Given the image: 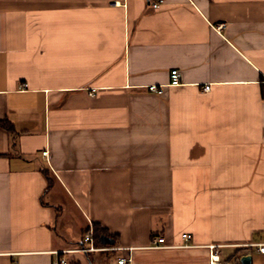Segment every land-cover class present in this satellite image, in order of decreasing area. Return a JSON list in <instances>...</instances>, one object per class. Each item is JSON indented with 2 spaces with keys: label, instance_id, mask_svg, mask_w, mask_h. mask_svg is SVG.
I'll return each mask as SVG.
<instances>
[{
  "label": "crops",
  "instance_id": "1",
  "mask_svg": "<svg viewBox=\"0 0 264 264\" xmlns=\"http://www.w3.org/2000/svg\"><path fill=\"white\" fill-rule=\"evenodd\" d=\"M156 1L0 0V264H264V0Z\"/></svg>",
  "mask_w": 264,
  "mask_h": 264
},
{
  "label": "built area",
  "instance_id": "2",
  "mask_svg": "<svg viewBox=\"0 0 264 264\" xmlns=\"http://www.w3.org/2000/svg\"><path fill=\"white\" fill-rule=\"evenodd\" d=\"M163 3H164V0H158L152 4V8L154 10H157L161 7V5ZM170 84L172 86H179L181 84V74L178 70H172L171 71V82H170ZM210 89H211V87L209 85L204 87V91H209ZM148 90L151 93H155L158 95H161L164 92L162 87L156 86V85L149 86ZM43 154L46 155L47 152H45ZM191 237L192 236L190 234H183L182 235V238L186 242H188L191 239ZM163 242H164V238H161V237L155 238L153 241V245L151 247L152 248H159L160 244H162ZM102 250H105V249H100L99 247L96 246L95 240H94V234L92 231H90L89 233H87L85 235L84 244H82V246H80L79 248H77L75 250L64 251L63 254H72V253L88 254V253L102 251ZM259 252L264 253V243L259 244ZM211 257H212V259H211L210 264H219V257L217 255V253ZM130 261H131L130 259L123 257V258L118 260V264H129ZM53 264H69V263L65 258H58L54 261Z\"/></svg>",
  "mask_w": 264,
  "mask_h": 264
},
{
  "label": "trees",
  "instance_id": "3",
  "mask_svg": "<svg viewBox=\"0 0 264 264\" xmlns=\"http://www.w3.org/2000/svg\"><path fill=\"white\" fill-rule=\"evenodd\" d=\"M2 124L4 125V127H5L6 130H8V131H12L13 130V127L8 122L2 123ZM106 234H107L106 231L100 230L99 228L96 227V229L94 231V237H95V243H96V245H102V243H101V237L104 236V235H106ZM238 253H239V250H237V252H236L235 255H238ZM231 261H232V259L228 263H231ZM72 264H79V263L78 262H75V263H72Z\"/></svg>",
  "mask_w": 264,
  "mask_h": 264
},
{
  "label": "rangeland",
  "instance_id": "4",
  "mask_svg": "<svg viewBox=\"0 0 264 264\" xmlns=\"http://www.w3.org/2000/svg\"><path fill=\"white\" fill-rule=\"evenodd\" d=\"M76 220H77V222H78V224L81 226V217H76ZM69 221H72V220H69ZM96 244V243H95ZM97 247H103V245L101 246V245H96ZM78 256H79V254H69V257H73V258H78ZM101 256H103V255H98V257H95L94 255H92V261H93V263H95V264H106V260H104V258H102ZM100 257V260L98 259ZM107 261H110V259L108 260L107 259Z\"/></svg>",
  "mask_w": 264,
  "mask_h": 264
},
{
  "label": "water",
  "instance_id": "5",
  "mask_svg": "<svg viewBox=\"0 0 264 264\" xmlns=\"http://www.w3.org/2000/svg\"><path fill=\"white\" fill-rule=\"evenodd\" d=\"M101 242H102L103 244H110V245H113V244L115 243L114 240L110 239V238L107 237V236H102V237H101ZM241 263H242V264H250V263H251V258L248 257V256H243V257L241 258Z\"/></svg>",
  "mask_w": 264,
  "mask_h": 264
}]
</instances>
